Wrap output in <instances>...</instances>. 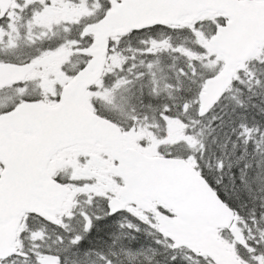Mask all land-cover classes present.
Instances as JSON below:
<instances>
[{
	"label": "snow or ice",
	"instance_id": "1",
	"mask_svg": "<svg viewBox=\"0 0 264 264\" xmlns=\"http://www.w3.org/2000/svg\"><path fill=\"white\" fill-rule=\"evenodd\" d=\"M0 264H264V0H0Z\"/></svg>",
	"mask_w": 264,
	"mask_h": 264
}]
</instances>
